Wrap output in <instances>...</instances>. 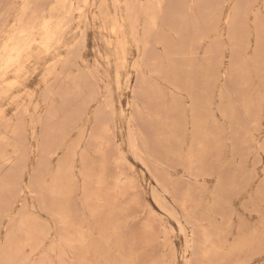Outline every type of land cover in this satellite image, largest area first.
I'll use <instances>...</instances> for the list:
<instances>
[{
	"label": "rangeland",
	"instance_id": "obj_1",
	"mask_svg": "<svg viewBox=\"0 0 264 264\" xmlns=\"http://www.w3.org/2000/svg\"><path fill=\"white\" fill-rule=\"evenodd\" d=\"M0 264H264V0H0Z\"/></svg>",
	"mask_w": 264,
	"mask_h": 264
},
{
	"label": "bare ground",
	"instance_id": "obj_2",
	"mask_svg": "<svg viewBox=\"0 0 264 264\" xmlns=\"http://www.w3.org/2000/svg\"><path fill=\"white\" fill-rule=\"evenodd\" d=\"M152 20V19H151ZM18 54V53H17ZM9 61H12V57H11V59L10 60H8V61H6V62H9ZM191 116V115H190ZM192 117V116H191Z\"/></svg>",
	"mask_w": 264,
	"mask_h": 264
}]
</instances>
